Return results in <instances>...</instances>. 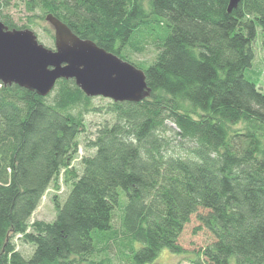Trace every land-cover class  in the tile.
<instances>
[{
  "label": "trees",
  "instance_id": "16d2710c",
  "mask_svg": "<svg viewBox=\"0 0 264 264\" xmlns=\"http://www.w3.org/2000/svg\"><path fill=\"white\" fill-rule=\"evenodd\" d=\"M0 0V21L19 28ZM29 24L52 14L74 34L142 69L150 96L110 101L112 122L75 165L86 117L74 80L47 97L0 83V264L153 263L193 216L213 237L193 264H264V90L247 77L264 34V0H14ZM31 30V29H30ZM152 44L149 64L137 63ZM56 217L30 222L52 185ZM120 209V225L114 227ZM200 211H203L202 213ZM32 247L25 257L16 240Z\"/></svg>",
  "mask_w": 264,
  "mask_h": 264
},
{
  "label": "water",
  "instance_id": "95a60500",
  "mask_svg": "<svg viewBox=\"0 0 264 264\" xmlns=\"http://www.w3.org/2000/svg\"><path fill=\"white\" fill-rule=\"evenodd\" d=\"M242 0H230L229 12ZM54 31L55 48L38 41L30 29L10 30L0 21V83L47 97L59 80H74L91 98L139 103L150 96L145 72L84 40L52 14L46 16Z\"/></svg>",
  "mask_w": 264,
  "mask_h": 264
},
{
  "label": "rangeland",
  "instance_id": "374dc122",
  "mask_svg": "<svg viewBox=\"0 0 264 264\" xmlns=\"http://www.w3.org/2000/svg\"><path fill=\"white\" fill-rule=\"evenodd\" d=\"M6 13L11 15L15 24L21 28L28 25L29 29L34 31L37 35L38 41L49 49L55 48V40L50 38L48 33L44 31L43 27L47 26L40 20L34 24H29L27 17L29 16L25 10L23 4L11 1L10 7L6 10ZM256 60L252 69L247 72V77L258 84L264 90V34L259 32L256 42ZM157 53V49L154 45L149 44L146 50L142 54H133L132 59L134 62L149 64L151 63ZM111 100L102 97L94 98V105L98 109H102L100 113H93L86 117V129L87 131L79 137V151L78 158L75 161V165L80 169V160L83 157L90 156L94 153V150L87 147V145L96 138L97 131L107 122H112L111 116L107 114L106 108ZM59 189H56L54 185L51 186L45 197L43 198L40 206L34 213L30 222L33 223L37 220H43L51 222L56 217L55 200L63 203L69 192V188L65 185L62 180L59 181ZM201 213L203 211H200ZM120 225V209L116 211L114 219V227L118 229ZM201 224L197 216H193L191 222L185 228L182 236L180 237L179 243L183 248L184 252L181 255H174L169 251L164 250L160 253L159 257L149 264H193L198 253L211 245L213 242L212 235L205 229L200 228ZM18 250H20L25 257L32 254V247L21 243L18 239L16 240ZM109 257L113 264H131L129 260L125 259L122 255L118 254L117 244H110V246H101L97 252V258Z\"/></svg>",
  "mask_w": 264,
  "mask_h": 264
},
{
  "label": "flooded vegetation",
  "instance_id": "af4514ba",
  "mask_svg": "<svg viewBox=\"0 0 264 264\" xmlns=\"http://www.w3.org/2000/svg\"><path fill=\"white\" fill-rule=\"evenodd\" d=\"M55 40V39H54Z\"/></svg>",
  "mask_w": 264,
  "mask_h": 264
}]
</instances>
